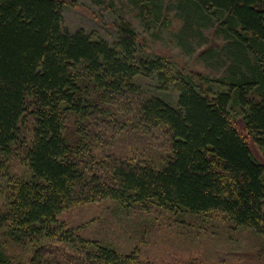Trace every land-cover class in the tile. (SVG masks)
<instances>
[{"label": "trees", "instance_id": "16d2710c", "mask_svg": "<svg viewBox=\"0 0 264 264\" xmlns=\"http://www.w3.org/2000/svg\"><path fill=\"white\" fill-rule=\"evenodd\" d=\"M128 1L178 43L210 25L221 42L199 55L224 76L149 54L123 21L112 40L69 32L64 0H0V264H150L63 217L99 203L249 231V254L216 264H264V163L248 143L264 156V0ZM178 258L165 264H213Z\"/></svg>", "mask_w": 264, "mask_h": 264}, {"label": "rangeland", "instance_id": "374dc122", "mask_svg": "<svg viewBox=\"0 0 264 264\" xmlns=\"http://www.w3.org/2000/svg\"><path fill=\"white\" fill-rule=\"evenodd\" d=\"M64 1L63 27L69 32L84 29L93 36L112 40L115 37L114 22L123 21L136 31L141 46L149 54L171 57L172 61L187 71L202 73L210 80L224 76L223 61L219 60L218 64L199 55L207 45L214 46L221 42L210 25L202 27L200 36L195 34L186 43H178L171 33V23L166 27L161 22L145 25L128 0ZM209 88L215 91L217 84L213 82ZM234 126L245 135L239 116L235 117ZM248 143L256 158L264 163V156L258 148L249 139ZM139 216L140 213L134 211L125 215L110 203L78 206L63 215L68 223L82 227L85 236L99 237L103 234L120 252L128 253L137 249L141 252V260L149 261L150 264L170 263L174 257L216 264L221 255L228 254L230 259L231 256L249 254L256 242L249 231L238 230L232 233L223 224L218 227L217 220L214 223H201V226L196 224L195 228L189 229L177 226L171 216L155 217L154 211ZM189 224L191 221L188 219L184 225ZM210 225H213L212 230ZM237 259L234 257L231 263L235 264ZM248 263L251 264L250 261Z\"/></svg>", "mask_w": 264, "mask_h": 264}]
</instances>
